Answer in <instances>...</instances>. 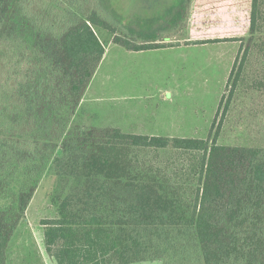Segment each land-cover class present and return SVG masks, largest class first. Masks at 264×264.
<instances>
[{
  "label": "trees",
  "instance_id": "obj_1",
  "mask_svg": "<svg viewBox=\"0 0 264 264\" xmlns=\"http://www.w3.org/2000/svg\"><path fill=\"white\" fill-rule=\"evenodd\" d=\"M90 3L0 0V264L47 177L56 264H264V147L221 144L220 127L189 138L74 123L106 52L94 25L116 33ZM236 15L226 34L259 44L264 0Z\"/></svg>",
  "mask_w": 264,
  "mask_h": 264
},
{
  "label": "rangeland",
  "instance_id": "obj_2",
  "mask_svg": "<svg viewBox=\"0 0 264 264\" xmlns=\"http://www.w3.org/2000/svg\"><path fill=\"white\" fill-rule=\"evenodd\" d=\"M250 5L251 0H91L89 10L94 7L116 33L94 25L106 52L74 123L189 138H207L220 127L221 144L264 147V33L256 35L259 44L250 43L248 33L226 34ZM117 35L133 44L164 38L158 43L165 48L130 50L114 41ZM54 181L40 183L9 243L6 264H56L45 252L42 225L58 215Z\"/></svg>",
  "mask_w": 264,
  "mask_h": 264
},
{
  "label": "crops",
  "instance_id": "obj_3",
  "mask_svg": "<svg viewBox=\"0 0 264 264\" xmlns=\"http://www.w3.org/2000/svg\"><path fill=\"white\" fill-rule=\"evenodd\" d=\"M167 38H171V37H167ZM159 40H157L156 42H161L162 40H164V38H162V39H160V38H158ZM170 40V39H169ZM146 41V40H145ZM165 41H168V40H165ZM145 43V42H144ZM165 48V47H164Z\"/></svg>",
  "mask_w": 264,
  "mask_h": 264
},
{
  "label": "water",
  "instance_id": "obj_4",
  "mask_svg": "<svg viewBox=\"0 0 264 264\" xmlns=\"http://www.w3.org/2000/svg\"><path fill=\"white\" fill-rule=\"evenodd\" d=\"M59 152H61V150H59Z\"/></svg>",
  "mask_w": 264,
  "mask_h": 264
}]
</instances>
